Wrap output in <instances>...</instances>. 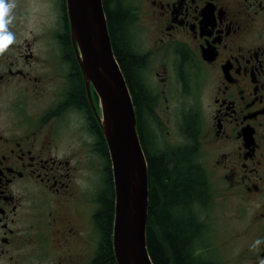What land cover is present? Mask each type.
Here are the masks:
<instances>
[{
  "label": "flooded vegetation",
  "instance_id": "1",
  "mask_svg": "<svg viewBox=\"0 0 264 264\" xmlns=\"http://www.w3.org/2000/svg\"><path fill=\"white\" fill-rule=\"evenodd\" d=\"M56 1L61 28L54 43L42 30L14 39L0 56V264H108L97 220L100 190L86 208L80 178L91 171V158L107 163V141L72 41L67 0ZM122 5L130 13L131 47L145 60L141 80L155 102L148 140L176 103L181 140L195 145L207 172L202 152L214 156L228 192L254 208L241 264H264V0ZM11 15L8 31L16 38L17 16L30 12L16 0ZM141 32L152 39L138 46ZM192 83L199 85L193 100ZM92 94L101 116L93 87ZM63 118L77 123L63 125Z\"/></svg>",
  "mask_w": 264,
  "mask_h": 264
},
{
  "label": "trees",
  "instance_id": "2",
  "mask_svg": "<svg viewBox=\"0 0 264 264\" xmlns=\"http://www.w3.org/2000/svg\"><path fill=\"white\" fill-rule=\"evenodd\" d=\"M104 5L114 52L134 99L139 135L148 161L147 246L153 264H217L204 257L207 249L204 248L207 226L199 213L213 203L208 172L199 161L195 145L169 149L155 147L148 140L147 119L152 117L149 113L155 102L145 90L140 77V69L145 60L133 51L128 37L130 13L123 7L122 0H104ZM193 125L194 121L191 119L187 121L185 129L188 130L190 126L191 130ZM101 145L106 147L102 156L107 163L103 169L97 220L103 238L102 260L111 264L114 253L112 227L115 189L107 144ZM200 249L203 250L202 253H198Z\"/></svg>",
  "mask_w": 264,
  "mask_h": 264
},
{
  "label": "water",
  "instance_id": "3",
  "mask_svg": "<svg viewBox=\"0 0 264 264\" xmlns=\"http://www.w3.org/2000/svg\"><path fill=\"white\" fill-rule=\"evenodd\" d=\"M72 40L88 96L100 97L115 188L113 248L118 264H153L147 246L149 169L132 96L116 58L103 0H67Z\"/></svg>",
  "mask_w": 264,
  "mask_h": 264
},
{
  "label": "rangeland",
  "instance_id": "4",
  "mask_svg": "<svg viewBox=\"0 0 264 264\" xmlns=\"http://www.w3.org/2000/svg\"><path fill=\"white\" fill-rule=\"evenodd\" d=\"M18 8L29 11L30 16H17L19 29L15 41L28 38L33 33L44 30L49 34L47 41L54 43L56 35L59 34V28H61L59 4L56 0H18ZM137 38L139 41L137 45L140 46L143 40L150 42L152 35L141 32L139 37L137 35ZM145 75L146 78L149 76L148 73ZM190 85H192V88L188 99L193 100L198 96V88L195 86L199 87V85L196 83ZM156 86L157 84L154 83V87ZM98 108L101 110L99 100ZM179 117L176 103L170 119L164 114L158 117L164 123V129H161V125L155 127V137L150 138L155 147L176 149L193 145L191 141L181 140ZM62 120V124L67 126L77 123L74 119L70 121L69 118H63ZM201 157L203 161L207 162L205 167L208 169L213 194L212 206L200 210V217L207 226V236L204 242V248L207 249L204 257L216 261L217 264H241L242 252L249 241L248 238L245 240L242 236L248 229L244 224L251 216L254 208L245 206L250 210L246 209L237 197L228 192L230 184L219 170L214 169V156L202 152ZM87 166L92 168L91 171L84 170L80 173V178L83 181L85 194L87 195L85 197L88 200L86 201V208H92L96 192L100 190V185H102L105 162L100 157L95 158V160L91 158ZM202 249L198 253H202Z\"/></svg>",
  "mask_w": 264,
  "mask_h": 264
},
{
  "label": "clouds",
  "instance_id": "5",
  "mask_svg": "<svg viewBox=\"0 0 264 264\" xmlns=\"http://www.w3.org/2000/svg\"><path fill=\"white\" fill-rule=\"evenodd\" d=\"M15 7L16 0H0V56L5 53L15 39L14 35L8 31V25L14 19L11 12Z\"/></svg>",
  "mask_w": 264,
  "mask_h": 264
}]
</instances>
